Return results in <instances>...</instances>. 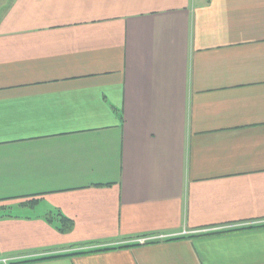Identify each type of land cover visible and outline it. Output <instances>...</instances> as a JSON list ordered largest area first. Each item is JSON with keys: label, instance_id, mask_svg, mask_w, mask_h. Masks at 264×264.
I'll list each match as a JSON object with an SVG mask.
<instances>
[{"label": "crops", "instance_id": "1", "mask_svg": "<svg viewBox=\"0 0 264 264\" xmlns=\"http://www.w3.org/2000/svg\"><path fill=\"white\" fill-rule=\"evenodd\" d=\"M4 8L0 264H264V0Z\"/></svg>", "mask_w": 264, "mask_h": 264}, {"label": "trees", "instance_id": "2", "mask_svg": "<svg viewBox=\"0 0 264 264\" xmlns=\"http://www.w3.org/2000/svg\"><path fill=\"white\" fill-rule=\"evenodd\" d=\"M59 217H60V223L57 225L58 229L63 231V232L69 230L72 227L73 223L70 220L63 217L62 215H59ZM236 230H238V229H236ZM236 230H232V231H236ZM84 253H87V252H76V253H72L70 255H65L64 257L81 255Z\"/></svg>", "mask_w": 264, "mask_h": 264}, {"label": "rangeland", "instance_id": "3", "mask_svg": "<svg viewBox=\"0 0 264 264\" xmlns=\"http://www.w3.org/2000/svg\"><path fill=\"white\" fill-rule=\"evenodd\" d=\"M11 0H0V18L3 16L6 8H4V6L8 3H10ZM13 212L18 214L20 213V209L19 208H14Z\"/></svg>", "mask_w": 264, "mask_h": 264}, {"label": "built area", "instance_id": "4", "mask_svg": "<svg viewBox=\"0 0 264 264\" xmlns=\"http://www.w3.org/2000/svg\"><path fill=\"white\" fill-rule=\"evenodd\" d=\"M165 237H148V238H142V239H139L137 242L141 243V244H146L148 242H153L155 240H162L164 239Z\"/></svg>", "mask_w": 264, "mask_h": 264}]
</instances>
